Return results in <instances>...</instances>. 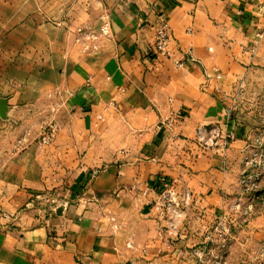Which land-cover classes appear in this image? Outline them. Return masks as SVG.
Masks as SVG:
<instances>
[{
    "label": "crops",
    "instance_id": "1",
    "mask_svg": "<svg viewBox=\"0 0 264 264\" xmlns=\"http://www.w3.org/2000/svg\"><path fill=\"white\" fill-rule=\"evenodd\" d=\"M161 14L169 54L146 58ZM263 97L264 0H0V264H195L241 195ZM200 126L236 139L203 147ZM161 186L188 195L172 235L154 208ZM258 209L228 264H264Z\"/></svg>",
    "mask_w": 264,
    "mask_h": 264
},
{
    "label": "built area",
    "instance_id": "2",
    "mask_svg": "<svg viewBox=\"0 0 264 264\" xmlns=\"http://www.w3.org/2000/svg\"><path fill=\"white\" fill-rule=\"evenodd\" d=\"M102 19V33L109 34L110 19L107 15H103ZM158 19L154 42L148 51L149 58L153 59L168 55L171 41L167 16L161 14ZM187 54L193 59L192 50H189ZM260 129H257L255 134L247 139L243 150L242 169L237 182L241 195L220 209L212 226L207 229L203 241L193 249L195 264H228L227 258L238 228L251 219L259 207H264V197L256 196L261 190L264 179V127ZM57 132L58 125L50 124L48 132L43 135L40 143L42 145L51 144ZM197 139L203 147L226 150L235 141L236 133L233 130L222 129L221 126H200L197 130ZM97 173V170L93 171V174ZM157 194L154 208L158 210L161 217L165 218L170 230L168 234H175L176 220L183 215V206L186 207L188 204V195L179 196L170 186H161ZM159 238L167 247L176 248L178 245V241L173 238L168 240L163 233L159 234ZM127 246L134 248L131 242H128ZM259 252L264 258V241L259 247ZM137 261L135 264H144L142 260Z\"/></svg>",
    "mask_w": 264,
    "mask_h": 264
},
{
    "label": "rangeland",
    "instance_id": "3",
    "mask_svg": "<svg viewBox=\"0 0 264 264\" xmlns=\"http://www.w3.org/2000/svg\"><path fill=\"white\" fill-rule=\"evenodd\" d=\"M249 108L251 109V111L255 112L254 114L257 116V119H258L257 129L263 128L264 127V97L262 99L255 100L253 103H251V106ZM51 123H55V122L51 121ZM49 126H50V122H48L46 124L44 123V125L41 124V126L39 128L40 129L39 133H38L37 137L35 138L37 141H39V142L41 141L43 135L48 132ZM260 191L262 192V194H261L262 197H264V179L262 181ZM262 208L264 209V207H262ZM258 212H259V209L256 212V214Z\"/></svg>",
    "mask_w": 264,
    "mask_h": 264
},
{
    "label": "water",
    "instance_id": "4",
    "mask_svg": "<svg viewBox=\"0 0 264 264\" xmlns=\"http://www.w3.org/2000/svg\"><path fill=\"white\" fill-rule=\"evenodd\" d=\"M0 116L1 117H5V104L4 103H0ZM262 194V192H258L256 194L257 197H259Z\"/></svg>",
    "mask_w": 264,
    "mask_h": 264
},
{
    "label": "trees",
    "instance_id": "5",
    "mask_svg": "<svg viewBox=\"0 0 264 264\" xmlns=\"http://www.w3.org/2000/svg\"><path fill=\"white\" fill-rule=\"evenodd\" d=\"M148 55H149L148 51H147V52H145V57H146V58H149V56H148ZM150 59H153V58H152V57H150Z\"/></svg>",
    "mask_w": 264,
    "mask_h": 264
}]
</instances>
